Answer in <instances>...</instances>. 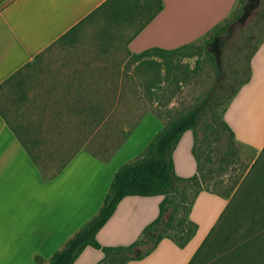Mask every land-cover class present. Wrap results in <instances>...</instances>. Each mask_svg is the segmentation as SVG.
Instances as JSON below:
<instances>
[{"label":"crops","instance_id":"0c3cea01","mask_svg":"<svg viewBox=\"0 0 264 264\" xmlns=\"http://www.w3.org/2000/svg\"><path fill=\"white\" fill-rule=\"evenodd\" d=\"M239 1L0 0V100L5 92H13L16 107L32 111L14 129L0 109V257H13V264H36L40 250L35 247L66 245L99 214L119 168L150 144L136 145L135 137L148 119L156 120L151 123L154 128L158 124L156 116L142 110L144 116L133 128L123 125L128 136L107 161L81 148L85 128L93 125V117L99 118V103L115 101L111 88L132 76L138 79L125 75L134 68L119 55L138 56L152 49L171 52L188 46L228 19ZM50 57L54 61L47 62ZM141 61L135 63V70L155 65ZM250 69V83L234 97L224 120L236 143L261 153L264 40ZM127 106L123 110L129 111ZM139 113L134 109L129 121ZM112 123L109 114L104 128ZM95 128L98 132L97 122ZM194 142V133L186 132L174 152L179 177L198 175ZM74 149L79 151L66 161L65 151ZM127 150L133 151L125 155ZM86 168L97 175L83 180ZM163 200V196L125 198L97 240L104 247L133 244L158 218ZM228 204L226 198L203 188L190 214L198 225L193 240L180 249L165 239L149 257L128 264H190L220 224ZM20 247L26 249L20 251ZM39 253L49 264L55 252ZM103 258L101 250L87 248L75 264H97Z\"/></svg>","mask_w":264,"mask_h":264},{"label":"rangeland","instance_id":"374dc122","mask_svg":"<svg viewBox=\"0 0 264 264\" xmlns=\"http://www.w3.org/2000/svg\"><path fill=\"white\" fill-rule=\"evenodd\" d=\"M225 21L235 24L232 36L220 45V41L213 39L212 34L214 28ZM216 26L206 36L191 42V48L174 54L153 53L152 60L155 65L144 66L140 71L135 70L137 66L134 65L142 62L141 59L120 54L121 60L129 61L134 68L125 71V75H137L138 79L135 80L132 76V79L125 80L123 85L116 84L111 88L115 93V101L99 103V118L93 117V125L89 124L88 128H85L81 148L95 154L100 160L107 161L128 136L123 131V125L129 123V127L133 128L140 116H144L143 110L144 114L156 116L158 124L154 128L151 123L154 124L156 120L151 117L148 124L138 132L135 137L138 139L136 145L138 148L142 145V148L143 144L151 143L170 122L186 116L211 99L205 106L206 113L196 129V150L201 164L202 188L226 198L230 208L192 264H264V206L252 209L248 204L242 203L240 198L237 199L238 196L234 197L246 179L248 184L241 187V193H264L263 179H258V186L252 184V181H257L253 180L257 175L264 177V151L260 153L232 141L229 133L222 127V119L233 93L250 74L252 50L264 40V0H240L228 19ZM221 47L224 49L223 53L220 52ZM55 57L58 60V54ZM53 58L50 57L46 61L52 62ZM36 71L43 73L40 69ZM219 85L224 88L214 92L215 87ZM11 93L13 92H5V96L0 100V109L7 115L12 127L18 129L22 125L21 119L24 118L22 121H25V117L32 111L22 106L17 108ZM133 96H136V100H132ZM124 105L130 107L129 111L123 110ZM134 109L140 113L130 122L128 117ZM109 114L114 123L107 129L103 123ZM96 122L99 126L98 132L95 128ZM78 151L79 149L65 151L63 157L67 161ZM132 151L127 150L125 155L131 154ZM141 156L142 154H138L127 163L136 161ZM122 159L123 157L120 158ZM116 161L113 162L114 165ZM92 168L95 169L93 166ZM96 175L86 168L83 180L87 181ZM197 190H188L189 202ZM181 217H187V213H182ZM64 247L65 245L57 249L58 247L51 245L35 248L52 254L53 251H60ZM24 249L26 247H20V251ZM40 251L36 252L41 256L43 253L40 254ZM27 260L28 257H24L25 263ZM13 263V257H0V264Z\"/></svg>","mask_w":264,"mask_h":264},{"label":"trees","instance_id":"16d2710c","mask_svg":"<svg viewBox=\"0 0 264 264\" xmlns=\"http://www.w3.org/2000/svg\"><path fill=\"white\" fill-rule=\"evenodd\" d=\"M234 24V22L225 21L222 25L216 26L213 30L212 38L218 39L220 45H223L227 38L232 36ZM262 43L263 41L257 47L253 48L250 55L251 61ZM185 48H191V45L171 52H166L161 49H152L138 55L137 58L153 62V53L174 54ZM220 52H224L223 47L220 48ZM209 55L212 56V54ZM250 81L251 69L249 76L233 93L232 100L237 96L241 88L249 84ZM219 88L224 87L219 85L215 87L213 91L215 92ZM209 100L211 99L206 100L186 116L170 122L147 146L140 159L126 163L119 168L114 176L99 214L89 223L85 224L81 230L66 243L62 250L55 252L50 258L49 264H75L87 248L102 251L104 258L97 264H128L129 262L141 261L149 257L165 239L171 240L180 249H184L193 240L198 231V225L191 221L190 214L195 200L200 192L203 191L201 164L196 150L198 135L196 129L201 124V120L206 113L205 106L209 103ZM222 123L223 129L229 133L232 141H235V135L225 122L224 117ZM189 131L194 133L195 142L193 155L198 163V175L196 174L191 178H182L179 177L175 171L174 152L183 135ZM223 171H225V169ZM258 179L264 180V177L261 176V174L257 175L256 178L253 179L257 181H252L253 186H258L260 184ZM247 184L248 182L246 179V181L241 184L234 197L238 196L237 199L240 198L242 203L248 204L252 209L263 207L264 193L240 192L241 187H245ZM262 185H264V182ZM194 188L198 190L193 193V198L191 202H189L188 198L190 197L188 190ZM207 191L211 192L210 190ZM157 196L164 197V200L160 204L159 216L143 230L141 237L136 242L128 246L115 247H104L99 243L97 235L109 222L118 206L125 198ZM229 208L230 206L228 205L220 221L224 219V215L227 214ZM184 212L187 213V217L180 218L181 214ZM214 230H212L209 237H211ZM209 237L205 240L195 257L201 252L202 248L205 247ZM143 248H146V250H142ZM193 260L190 264L193 263ZM35 262L36 264H44V259L41 256H36Z\"/></svg>","mask_w":264,"mask_h":264}]
</instances>
